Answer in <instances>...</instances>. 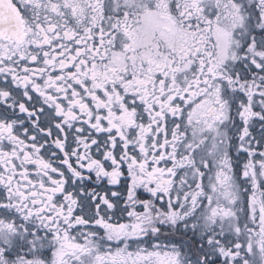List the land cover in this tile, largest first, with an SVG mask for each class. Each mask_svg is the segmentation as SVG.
Listing matches in <instances>:
<instances>
[{
  "label": "snow or ice",
  "instance_id": "6c2138e0",
  "mask_svg": "<svg viewBox=\"0 0 264 264\" xmlns=\"http://www.w3.org/2000/svg\"><path fill=\"white\" fill-rule=\"evenodd\" d=\"M0 264H264V0H0Z\"/></svg>",
  "mask_w": 264,
  "mask_h": 264
}]
</instances>
